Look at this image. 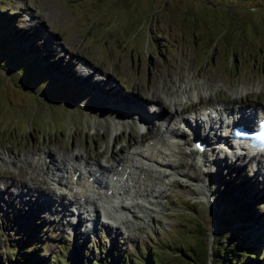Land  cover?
I'll use <instances>...</instances> for the list:
<instances>
[{
  "label": "rangeland",
  "instance_id": "rangeland-1",
  "mask_svg": "<svg viewBox=\"0 0 264 264\" xmlns=\"http://www.w3.org/2000/svg\"><path fill=\"white\" fill-rule=\"evenodd\" d=\"M0 15L10 20L19 38L5 37L6 27L0 23L4 42H22L15 50L16 61L2 63L12 70L9 79L0 65V262L23 248L44 259L62 248L72 264L94 259L110 264L109 255L118 264H200L202 245L194 228L201 225L209 252L218 236L223 245L239 239L243 251L257 237L252 264H264V159L257 156L239 164L230 153H217L220 137L205 139L209 129L202 126L193 138L194 125L204 121L189 114L188 122L173 125L180 136L164 134L165 117L178 114L173 99L185 114L195 107L191 101L264 108V0H0ZM28 44L49 63L45 77L35 81L34 76L30 82L35 94L21 84L26 64L34 65L29 57L23 65L26 58L20 57ZM1 51L6 57L7 51ZM67 71L76 77L74 90L62 84L67 80L62 72ZM90 72L95 73L86 75ZM122 106L126 110L120 111ZM136 106L152 115L151 128L139 125L140 113L131 110ZM158 134L174 149L169 161L176 166L175 182L148 209L138 208L130 223L115 224L119 230L99 221L76 224L69 204L60 211L49 202L48 188L40 185L30 193L23 184L34 186L29 180L33 170L37 182L47 176L41 167L30 168L25 158L35 163L42 154L48 162L52 150L59 164L78 154L80 163L97 160L105 165V160L110 164L111 157ZM193 140L207 145L200 157ZM213 148L218 159L204 166L201 157L207 159ZM52 169H46L49 183ZM204 185L209 191L203 195ZM238 185L249 190L250 199L238 193ZM53 188L57 194L65 191ZM228 189L237 193L230 195ZM242 198L257 205L252 229L239 225L233 211ZM29 232L35 233L34 240ZM190 248L196 256L187 263L180 250L190 254Z\"/></svg>",
  "mask_w": 264,
  "mask_h": 264
},
{
  "label": "bare ground",
  "instance_id": "bare-ground-1",
  "mask_svg": "<svg viewBox=\"0 0 264 264\" xmlns=\"http://www.w3.org/2000/svg\"><path fill=\"white\" fill-rule=\"evenodd\" d=\"M50 57H53V55L51 54ZM47 59H49V56ZM94 73L95 72H90L86 75L92 76ZM184 92H186V90ZM157 100L154 101L159 103ZM231 102L232 101H230V103L223 104L203 103L202 105H197L191 101L195 107L193 111L191 110V112L188 113L197 114L198 117L202 115L206 116L207 114L205 113H207L208 110L213 109L215 113L219 114V117L216 120L208 115L207 119L204 121V125L198 123L195 124V134L201 130L202 126H208L209 131H206V129L203 137L206 139V137L212 138V136H218L220 137V140L215 141V143L219 145L222 141H224V136H222V133L218 130V125L223 124L225 119L232 118L233 121H246V123H250L253 120V115L257 113V111L264 113V108L258 105L257 107L253 104L247 105L245 103L243 105H236ZM108 105H112V103H109ZM171 105L178 114H176L177 116H175V118L170 115L165 117L164 123H166V125H164V134L171 137L180 136V132L177 129L175 130L173 125L178 120H180V123L188 122L186 117L188 113H183L184 108H181L180 110L176 109L180 104L175 99L171 100ZM114 106L116 107L115 104ZM125 106L124 109L122 106L119 110H126ZM134 107L131 108V110L136 109L141 116V118L138 119L139 125L151 128L153 126L149 119L151 114L149 115L148 111H143V107ZM228 149L231 151V154H234L233 156L237 155V153L232 151L231 148ZM211 150L214 152V148ZM38 152L40 153L41 150ZM49 152L48 162H46L45 158L41 156L42 154H39L40 156L38 155L35 163L27 161L26 158L24 159L25 163L28 164L30 168L33 167V169H36L37 167H41V174L45 172L47 173V176H45V180L41 179L40 182H37L35 177H38L33 170L32 173L29 174V180L34 186H30V184L25 183V181H23V184L26 186L27 192H30L31 189H35L37 191V188L40 189V185H42L44 189L48 188L46 190H50L51 193H48L50 196L47 195L49 202L52 204H58V207L61 208L60 211H63V208L65 209L69 204V206H71L74 210V214H72L71 211V215L77 216L76 224L79 223L80 225H82L83 219L85 222L95 224L98 223V221L101 223L103 218V220L105 219L106 222L111 224L110 226L107 225L109 228L115 227L118 229L121 225L125 226L126 223H130L131 219L138 217H136L135 214L137 210H141L138 208L146 209L147 205L153 204L152 200L157 198L160 193H163V190L167 187V185L175 182V178L177 177V174L175 175L174 173L176 166L169 161L174 156V149L163 134H158L154 138L146 139L142 142V145L134 144L130 146L128 150L126 149L124 151V153L121 152V155L117 158L111 157L110 164L107 160H105V165L100 164L97 160L91 162V160L82 159L83 162L81 161L80 163L76 161L77 158H80L77 154L70 160L65 158V160L62 161L61 159V167L60 164L57 163V160H55L57 152H53L52 150ZM197 153L195 154L197 155ZM242 153L241 156H235L236 158L234 157L235 162H238L239 164L246 162L245 164H248L251 159L254 160L258 155L256 154V156H253V154H251V156L250 152L245 151ZM191 154L192 152H190V155ZM52 155H54V157ZM208 155L209 157L207 159H203L201 157L200 161L203 162L204 166H206V163L210 165L212 163L215 164V161L218 159L215 153L211 152ZM261 158L264 159V155H261ZM77 162L79 164H76ZM191 164L196 166V163ZM49 165L54 166V169L50 172V176L53 177L51 178V183L48 182V172L46 170ZM180 166L181 164H179V167ZM207 173L208 172L206 171V174ZM181 176L186 177L187 175L182 172ZM53 186H61L65 191L57 194ZM17 191H19V194L22 193V191L18 189L16 192ZM208 191L209 189L206 185L201 188L203 195L204 192ZM27 192L24 191L26 194ZM38 195H40V193H38ZM31 196L32 195H30V200L32 201V198L35 197ZM21 197L22 195L19 198ZM48 207H51L50 203H48ZM148 208L149 207H147V209ZM213 209L216 213L215 215H217V208H214L213 206ZM55 211H57V209H55ZM85 214L86 216L83 218L82 215ZM115 224H119V226Z\"/></svg>",
  "mask_w": 264,
  "mask_h": 264
},
{
  "label": "trees",
  "instance_id": "trees-1",
  "mask_svg": "<svg viewBox=\"0 0 264 264\" xmlns=\"http://www.w3.org/2000/svg\"><path fill=\"white\" fill-rule=\"evenodd\" d=\"M232 1V0H231ZM2 15H0L1 17ZM5 20V21H4ZM0 18V23L4 24V26L6 27L5 29V37H7L8 39L11 40H17L19 41V38H17V30H15L14 26H11L10 20L9 19H4ZM18 23V22H17ZM14 27V28H12ZM4 35L0 34V41L2 39L1 42L5 43H0V65H2V63H5L6 59H10L13 63V61H16L15 59H17L16 57H19V55L16 54V49L18 50L17 46L20 45V43L22 42H15L14 44H8V42H4ZM23 37H25V35H23ZM24 39V38H23ZM26 39V38H25ZM23 41V40H22ZM3 47H2V46ZM2 47V48H1ZM1 50H6L7 51V56H3V51ZM38 51L37 48L32 47V45L30 46L28 44V46L24 49V51H22V55L20 56L22 59L26 58L25 60H23V65H25L24 63H26L28 60L27 59H33L34 60V65L31 66L32 64L28 63L26 64V69L23 72V76L24 81L21 83L23 88H26V90H28V92H30L31 94H35L32 93L33 89L30 87V82L31 81H36L37 79L41 77H45L44 73L48 72L49 67H47L49 65V63L47 62V60L43 58V56L40 55V57L37 56V52ZM17 55V56H16ZM27 56V57H26ZM29 57V58H28ZM50 62V61H49ZM7 63V62H6ZM9 63V62H8ZM5 69L6 76L8 75L7 79L10 78L9 74H12L11 71L12 70H7L5 67V65H2ZM69 71V70H68ZM62 72L63 73V78L67 79L64 80L63 86L74 90V88L71 87V84H73V86L76 85V81L75 80V75L74 73L71 72ZM71 73V74H70ZM73 75V76H72ZM35 76L34 80L32 79ZM70 76V77H67ZM44 84H46L47 80H44ZM47 85V84H46ZM51 85V84H49ZM40 96V95H39ZM51 97L48 96V98L44 97V99H50ZM238 189H240L241 191H238V193L242 192L243 196H245L246 198L250 199V196L247 197L248 195L246 193H249L248 189H244L243 185L241 186H236ZM237 189V190H238ZM245 191V192H244ZM251 191V190H250ZM228 192H231L230 195H234L235 193H237L234 189H228ZM254 193V192H252ZM228 194V193H227ZM225 194L227 197L228 195ZM237 202V204L235 203L234 205H236V208L234 211V214L237 216L238 220L237 223L239 225H242L244 227H247L248 229H252V225L255 224L257 222V218L255 216V212L254 210L257 209V205L253 204H248L247 202H245V200L242 198ZM254 212V215L252 216L251 213ZM199 225V224H198ZM197 231L195 232V236L199 237L201 240L200 245H202V248L200 249L201 251V259H199L200 264H244V258L248 257L249 261H247V263L245 264H252V261L254 260L256 262L257 260V256H256V248L252 247L253 243L255 242V238L252 243H251V247L250 248H246L245 251H243V249H241L240 246V240L237 238L230 240L229 242H227L225 245L219 243V236L215 237L213 239V244L211 247V251H208L207 245L205 244V242L202 241L203 238H205V233H204V229L201 225L196 226ZM32 232H29V236L31 235L30 239H33L35 237L34 234H31ZM36 236V235H35ZM37 237V236H36ZM258 237H262V235H259ZM20 241L16 242L17 244ZM43 241H40V243H42ZM35 245H37L36 243H34ZM256 244H260V243H256ZM20 247V244H19ZM22 248V246H21ZM35 248V246H33L31 249L33 250ZM60 248V247H59ZM26 250H18L19 252L15 251L13 252V254L11 256L6 255V258L4 260V262H0V264H72L71 261H69L68 259H66V255L64 254L62 248H60V250H58V254H53V257L51 258H40L41 256L38 255V253H35V251L28 253L27 248H23ZM63 249H68V247L64 246ZM14 250V249H13ZM179 251V249H178ZM182 251V252H181ZM189 251L191 252L190 254L186 253V249L184 250H180V252L184 255V257L186 258V262L188 263V261L190 262H194V250H192L191 248L189 249ZM68 254V253H67ZM211 255V259H209L210 255ZM196 256V255H195ZM79 257V256H78ZM198 257V255H197ZM51 259V260H50ZM75 259V258H74ZM106 259V258H105ZM109 261L111 262L110 264H118V258L115 257L114 259L109 255L108 256ZM87 260L86 258L84 259V261ZM188 260V261H187ZM50 261V262H49ZM196 261V260H195ZM254 262V263H255ZM108 262H106V260L100 261V263H98L95 259L92 261H88V264H107ZM253 263V264H254ZM109 264V263H108ZM256 264V263H255Z\"/></svg>",
  "mask_w": 264,
  "mask_h": 264
}]
</instances>
